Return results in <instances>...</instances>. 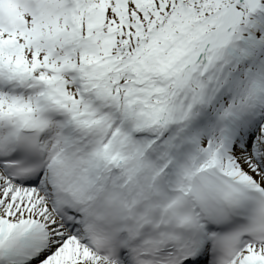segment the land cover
Here are the masks:
<instances>
[{
    "label": "snow or ice",
    "instance_id": "1",
    "mask_svg": "<svg viewBox=\"0 0 264 264\" xmlns=\"http://www.w3.org/2000/svg\"><path fill=\"white\" fill-rule=\"evenodd\" d=\"M0 264H264V0H0Z\"/></svg>",
    "mask_w": 264,
    "mask_h": 264
}]
</instances>
